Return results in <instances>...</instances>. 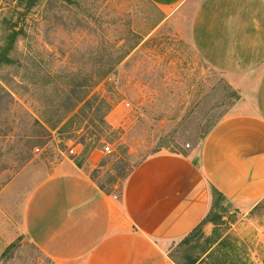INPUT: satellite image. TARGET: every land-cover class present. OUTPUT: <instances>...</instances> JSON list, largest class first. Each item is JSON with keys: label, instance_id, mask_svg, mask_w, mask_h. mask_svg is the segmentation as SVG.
Listing matches in <instances>:
<instances>
[{"label": "rangeland", "instance_id": "obj_1", "mask_svg": "<svg viewBox=\"0 0 264 264\" xmlns=\"http://www.w3.org/2000/svg\"><path fill=\"white\" fill-rule=\"evenodd\" d=\"M164 17L150 0H40L30 12L0 0V56L19 32L0 64V191L28 165L45 173L70 158L117 195L148 157L199 146L241 94L252 103L257 80L210 67L190 44L188 17ZM213 205L215 216L225 209L214 233L224 239L209 257L201 237L166 252L182 264H264V201L246 217L218 196ZM0 264L52 263L20 239Z\"/></svg>", "mask_w": 264, "mask_h": 264}, {"label": "crops", "instance_id": "obj_2", "mask_svg": "<svg viewBox=\"0 0 264 264\" xmlns=\"http://www.w3.org/2000/svg\"><path fill=\"white\" fill-rule=\"evenodd\" d=\"M150 1L164 23L188 17L190 44L210 67L257 80L252 103L241 94L199 146L148 157L117 195L74 159L45 173L28 165L0 191V252L23 239L52 264H175L165 244L206 219L213 189L245 217L264 201V0Z\"/></svg>", "mask_w": 264, "mask_h": 264}, {"label": "trees", "instance_id": "obj_3", "mask_svg": "<svg viewBox=\"0 0 264 264\" xmlns=\"http://www.w3.org/2000/svg\"><path fill=\"white\" fill-rule=\"evenodd\" d=\"M14 1L17 4V8L22 9L24 12H30L32 9H34L38 5L40 0H14ZM8 34L9 35L7 36V39H8V42L10 44L9 45V47H10L11 45H13L15 43V41L19 35V32L15 31L13 28V29H10V32ZM9 47L5 48L2 51V54L0 56V64H2L3 62H5V63L10 62V61H8V58H7L9 50H10ZM91 100H92V98H90L88 100L86 98L85 100H83V103H85V106L89 107L91 104ZM212 129L208 133H206L204 139L209 135V133L212 131ZM77 165L80 166L79 164H77ZM101 189L103 190V188H101ZM212 193H213V198H215V196H218V198L223 201L222 195L220 193H218L215 189H213ZM215 206L216 205L212 206V210L210 211V213L208 214L206 219L196 229H194L188 236H186L185 238H183L182 240L179 241L180 244L186 245V244H189V242L195 237L203 238L205 240V242L208 244V247L203 252L205 255V258L209 257V255L211 254V250L214 248V246H216L217 244L220 245L223 241L222 237H220V236L216 237V238L214 237V234L212 236H206L203 232V226L206 223H212L215 226H217V225H219L218 219L220 221H223L222 215L224 214L225 209L221 206L220 207L221 213L219 214V216H215V214L213 215V212H212ZM214 233H215V231H214ZM169 257L175 264H182L179 260H177L172 255H169ZM186 260H187V264H197L201 260V258H197L194 256H187Z\"/></svg>", "mask_w": 264, "mask_h": 264}, {"label": "built area", "instance_id": "obj_4", "mask_svg": "<svg viewBox=\"0 0 264 264\" xmlns=\"http://www.w3.org/2000/svg\"><path fill=\"white\" fill-rule=\"evenodd\" d=\"M188 148H190V146L188 145L187 146ZM104 151L106 152V153H110L112 150H111V146L110 145H106L105 147H104ZM71 154H73V155H76L77 153L75 152V149H72L71 150Z\"/></svg>", "mask_w": 264, "mask_h": 264}]
</instances>
